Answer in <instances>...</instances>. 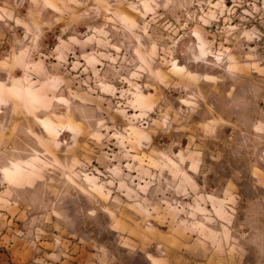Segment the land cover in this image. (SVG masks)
<instances>
[{
  "label": "rangeland",
  "instance_id": "obj_1",
  "mask_svg": "<svg viewBox=\"0 0 264 264\" xmlns=\"http://www.w3.org/2000/svg\"><path fill=\"white\" fill-rule=\"evenodd\" d=\"M0 264H264V0H0Z\"/></svg>",
  "mask_w": 264,
  "mask_h": 264
}]
</instances>
